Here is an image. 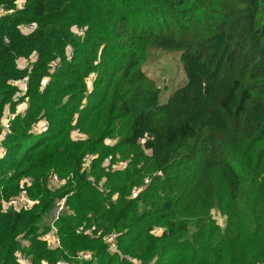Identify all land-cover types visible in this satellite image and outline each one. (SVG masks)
Instances as JSON below:
<instances>
[{
	"label": "trees",
	"instance_id": "16d2710c",
	"mask_svg": "<svg viewBox=\"0 0 264 264\" xmlns=\"http://www.w3.org/2000/svg\"><path fill=\"white\" fill-rule=\"evenodd\" d=\"M19 1L0 0V264H264V0ZM153 48L185 75L165 102Z\"/></svg>",
	"mask_w": 264,
	"mask_h": 264
},
{
	"label": "built area",
	"instance_id": "2783aa9c",
	"mask_svg": "<svg viewBox=\"0 0 264 264\" xmlns=\"http://www.w3.org/2000/svg\"><path fill=\"white\" fill-rule=\"evenodd\" d=\"M23 4H24V0H20L19 5L22 6ZM27 91H28V83L25 82L23 83V85H21V91L16 95L15 98L25 95ZM20 109L21 110L19 111V113L24 115L27 111V106H22ZM11 125H12V115L8 114L3 122L2 130L0 132V159H4L7 156V150L4 146V141L9 136ZM48 129H49L48 121L46 119H41L32 126L31 131L35 135H41L45 133ZM79 136L82 137L83 135L79 134ZM125 164L126 163H121V165H125ZM51 181L60 186H63L66 183V181L60 178L58 175H53ZM66 202H67V198H64L60 202H58L56 208L54 209V220L53 223L51 224V231L43 236V239L47 241L54 248L61 247V240L58 235L59 230L54 222L59 218L61 212H63L66 209ZM1 203L3 204L4 210H9L12 209L13 207H15L16 209L30 208L33 207L37 202L36 200L29 198L24 193L17 198H12L10 200H2ZM80 231L90 236L93 234L92 229L85 227H81ZM105 241L108 244L110 252L114 253L119 251V244L117 241V235L115 233L108 234L105 237ZM79 258L84 260H90L92 259V255L88 252H85L82 253ZM17 261L19 262V264H34L32 259L26 256L22 252L17 253ZM130 261L133 262V259L130 258ZM62 264H67V262H63Z\"/></svg>",
	"mask_w": 264,
	"mask_h": 264
},
{
	"label": "rangeland",
	"instance_id": "374dc122",
	"mask_svg": "<svg viewBox=\"0 0 264 264\" xmlns=\"http://www.w3.org/2000/svg\"><path fill=\"white\" fill-rule=\"evenodd\" d=\"M149 62L150 64L146 67L149 75L161 83L163 90L167 91L170 88L168 92L162 94L161 99L165 102L176 89L173 87L182 84L185 80L180 56L177 52L170 53L153 48L150 50Z\"/></svg>",
	"mask_w": 264,
	"mask_h": 264
},
{
	"label": "bare ground",
	"instance_id": "6f19581e",
	"mask_svg": "<svg viewBox=\"0 0 264 264\" xmlns=\"http://www.w3.org/2000/svg\"><path fill=\"white\" fill-rule=\"evenodd\" d=\"M11 114V113H10Z\"/></svg>",
	"mask_w": 264,
	"mask_h": 264
}]
</instances>
